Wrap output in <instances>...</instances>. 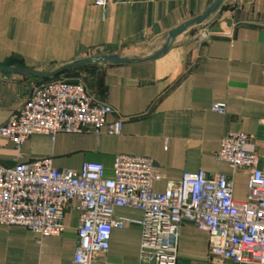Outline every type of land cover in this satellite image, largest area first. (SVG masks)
<instances>
[{
  "label": "crops",
  "instance_id": "1",
  "mask_svg": "<svg viewBox=\"0 0 264 264\" xmlns=\"http://www.w3.org/2000/svg\"><path fill=\"white\" fill-rule=\"evenodd\" d=\"M215 1L109 0L101 8L96 0H0V67L51 72L87 57L147 48ZM56 79L84 83L113 108L109 122H124L122 135L60 134L55 141L35 135L25 143L23 159L0 137L1 165L51 158L61 170L79 172L90 163L112 176L117 156H140L152 159L162 175L156 192L185 173L204 171L227 175L235 199H247L250 172H234L216 154L225 136L241 132L264 156V0H227L194 36L181 38L159 59L85 67L44 81ZM38 82L0 74V127ZM218 104L226 106L224 115L212 111ZM114 217L140 222L144 215L119 208ZM78 220L79 212L68 210L64 234L42 241L24 227L0 226V264H74ZM141 243L139 224L115 229L109 252L94 264H140ZM209 244L208 232L184 224L177 264H207Z\"/></svg>",
  "mask_w": 264,
  "mask_h": 264
},
{
  "label": "built area",
  "instance_id": "2",
  "mask_svg": "<svg viewBox=\"0 0 264 264\" xmlns=\"http://www.w3.org/2000/svg\"><path fill=\"white\" fill-rule=\"evenodd\" d=\"M106 8L109 0H96ZM212 111L224 115L226 106ZM111 106L96 100L82 82L67 79L40 81L27 100L0 127V137L14 144L18 159L35 135L55 141L60 134L120 137L124 122ZM251 137L232 132L216 154L234 172L249 171L248 196L234 197V185L225 174L185 173L169 182L164 192L155 184L162 175L150 158L119 155L113 175L96 164L85 163L79 172L55 167L51 158L0 164V226L24 227L39 241L62 236L65 214L79 212L78 246L74 264H94L107 254L115 229L139 224L142 229L140 264H177L181 230L190 223L210 236L207 264H264V156L251 145ZM143 213L142 221L114 217L116 209Z\"/></svg>",
  "mask_w": 264,
  "mask_h": 264
},
{
  "label": "water",
  "instance_id": "3",
  "mask_svg": "<svg viewBox=\"0 0 264 264\" xmlns=\"http://www.w3.org/2000/svg\"><path fill=\"white\" fill-rule=\"evenodd\" d=\"M226 1L227 0H216L200 17L183 24L178 29L172 31L166 41L159 42L148 49L140 48L129 52L120 51L99 54L66 64L51 72L7 69L0 67V74L24 75L35 80L44 81L54 79L64 75L65 73L76 71L85 67L99 66L104 64L133 65L153 61L168 54L176 45H178L181 38L184 37L190 39L192 36H194L197 31H199L214 16V14ZM143 55H149V58H141Z\"/></svg>",
  "mask_w": 264,
  "mask_h": 264
},
{
  "label": "rangeland",
  "instance_id": "4",
  "mask_svg": "<svg viewBox=\"0 0 264 264\" xmlns=\"http://www.w3.org/2000/svg\"><path fill=\"white\" fill-rule=\"evenodd\" d=\"M152 46H154V44H151V45H149V46H147V49L148 48H151ZM143 58H149V55H143L142 56ZM72 80H74V79H72ZM70 81V80H69ZM79 82V81H78Z\"/></svg>",
  "mask_w": 264,
  "mask_h": 264
}]
</instances>
